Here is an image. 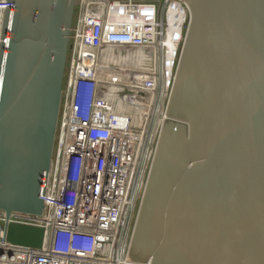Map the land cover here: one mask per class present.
Returning a JSON list of instances; mask_svg holds the SVG:
<instances>
[{
	"label": "water",
	"instance_id": "obj_1",
	"mask_svg": "<svg viewBox=\"0 0 264 264\" xmlns=\"http://www.w3.org/2000/svg\"><path fill=\"white\" fill-rule=\"evenodd\" d=\"M191 19L129 260L264 264V0H184ZM76 0H7L0 209L38 215ZM44 230L10 223L38 248Z\"/></svg>",
	"mask_w": 264,
	"mask_h": 264
},
{
	"label": "built area",
	"instance_id": "obj_2",
	"mask_svg": "<svg viewBox=\"0 0 264 264\" xmlns=\"http://www.w3.org/2000/svg\"><path fill=\"white\" fill-rule=\"evenodd\" d=\"M7 9L0 0V56ZM190 19L184 0H76L42 212L0 209V264H153L127 257ZM114 49L144 52L116 68L140 67L139 89L101 73ZM147 101L133 124L128 111ZM10 223L43 228L41 246L9 243Z\"/></svg>",
	"mask_w": 264,
	"mask_h": 264
},
{
	"label": "bare ground",
	"instance_id": "obj_3",
	"mask_svg": "<svg viewBox=\"0 0 264 264\" xmlns=\"http://www.w3.org/2000/svg\"><path fill=\"white\" fill-rule=\"evenodd\" d=\"M123 52H125L124 55L127 54L126 57L123 56ZM111 53H116V55L118 54V56L115 57V58H119V59L117 61H112V67H110L108 69L106 67H104V69L101 70V73H103V75H105L104 77H112V79H115L116 76H113L112 74H117L118 71L121 74V76L124 75L123 77H127V78L128 77H131V76H126V73L127 72L129 73L128 75H132V77L138 76V74L136 72L139 70L140 67H137V69H132L131 68L132 66L131 67L129 66L131 69L130 70H125L122 73L120 72L119 69H116V68H119V65L121 64V62H127V64H128L130 62H134V61H138L139 59H142L144 57V52L143 51H141V52H139L137 50L136 51H131V50L130 51H128V50L127 51L120 50L119 51V50L114 49V51H112ZM128 55L130 56L129 59H127L128 58L127 57ZM106 62L109 63L108 61H106ZM116 62L118 64L117 67L115 66ZM129 67H127V68H129ZM100 68H101V66H100ZM105 69H106V71L103 72V70H105ZM139 73H141V72H139ZM108 74H110V76ZM135 74H137V75H135ZM149 106H150V102H147L140 109H138V111H134V112L131 111L134 114V115H130L131 122L133 124H136L137 121H139L140 119L144 120V118L148 117ZM137 117H138V119H137Z\"/></svg>",
	"mask_w": 264,
	"mask_h": 264
},
{
	"label": "rangeland",
	"instance_id": "obj_4",
	"mask_svg": "<svg viewBox=\"0 0 264 264\" xmlns=\"http://www.w3.org/2000/svg\"><path fill=\"white\" fill-rule=\"evenodd\" d=\"M179 20V19H178ZM175 32H177V30L175 31ZM170 44H172V41L170 42ZM170 47H171V49H173V45H170ZM107 55H109V57L112 59V57L110 56V55H112V53L111 52H108V53H106V56ZM123 56H124V54H123ZM125 57V56H124ZM122 73V72H121ZM109 76H110V74H108ZM117 75H119L118 77H116L115 79H113V80H115V81H117V82H120L122 85H120L121 87H124V88H126V90L128 91V89H130V86L132 87V88H134L135 90H137V89H139V87L140 86H143V80H142V78L138 75V76H134V77H132V75H128V76H131V77H123V76H121V74L119 73V71H118V73H117ZM103 76H105V75H103ZM139 78V79H138ZM106 79H108V80H112V77H106ZM111 82V83H110ZM109 87H110V92L112 91V93L113 92H119L120 91V86H116V87H118V88H116L115 90H112V89H114V87L112 88V81H109ZM148 102V101H147ZM145 104V103H144ZM143 104V105H144ZM130 108V107H129ZM141 108V107H140ZM128 114L129 115H134L131 111H128ZM137 119H138V117H137Z\"/></svg>",
	"mask_w": 264,
	"mask_h": 264
},
{
	"label": "crops",
	"instance_id": "obj_5",
	"mask_svg": "<svg viewBox=\"0 0 264 264\" xmlns=\"http://www.w3.org/2000/svg\"><path fill=\"white\" fill-rule=\"evenodd\" d=\"M125 52H123V54H124ZM103 54H105V53H102V55ZM127 54H125L124 56H126ZM107 58H109V59H111L110 57H109V55H107Z\"/></svg>",
	"mask_w": 264,
	"mask_h": 264
}]
</instances>
